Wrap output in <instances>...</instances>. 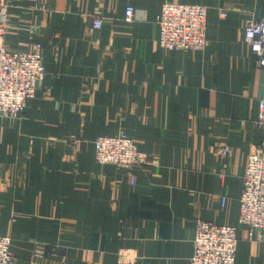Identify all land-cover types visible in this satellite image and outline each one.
I'll use <instances>...</instances> for the list:
<instances>
[{
	"label": "crops",
	"instance_id": "obj_1",
	"mask_svg": "<svg viewBox=\"0 0 264 264\" xmlns=\"http://www.w3.org/2000/svg\"><path fill=\"white\" fill-rule=\"evenodd\" d=\"M164 3L206 7L203 49L159 46ZM7 18L6 50L39 45L46 72L19 115L0 117V235L13 264H189L198 220L236 229L235 264H264V242L239 222L264 99L243 31L264 0H10ZM119 134L145 164L96 162L95 140Z\"/></svg>",
	"mask_w": 264,
	"mask_h": 264
},
{
	"label": "built area",
	"instance_id": "obj_2",
	"mask_svg": "<svg viewBox=\"0 0 264 264\" xmlns=\"http://www.w3.org/2000/svg\"><path fill=\"white\" fill-rule=\"evenodd\" d=\"M9 1L0 0V117L4 118L19 115L26 102L39 91L46 76L39 45L27 53H11L4 46ZM206 11L202 5L164 3L156 18L159 46L183 52L203 49L206 44ZM134 14V7L128 5L123 21L131 23ZM220 16L224 17L225 13L221 12ZM101 26V18L91 17L92 29L97 30ZM243 40L257 57L259 66L264 68V18L246 22ZM255 125L262 132V141L247 158L239 199V222L246 226L248 240L264 242V99L258 103ZM94 148L96 162L100 165L109 164L130 170L146 163V155L140 153L132 139L124 134L99 137L94 142ZM219 153L228 157L231 148L222 146ZM220 201L223 205L226 198L222 197ZM9 246L10 238L0 235V264L14 263ZM236 248L234 227L198 220L189 264H235Z\"/></svg>",
	"mask_w": 264,
	"mask_h": 264
}]
</instances>
